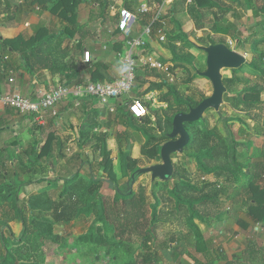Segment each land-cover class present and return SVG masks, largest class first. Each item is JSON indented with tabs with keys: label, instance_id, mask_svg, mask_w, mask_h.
I'll list each match as a JSON object with an SVG mask.
<instances>
[{
	"label": "rangeland",
	"instance_id": "1",
	"mask_svg": "<svg viewBox=\"0 0 264 264\" xmlns=\"http://www.w3.org/2000/svg\"><path fill=\"white\" fill-rule=\"evenodd\" d=\"M213 1L216 4L215 7L203 9L202 11L200 10L197 15L198 24L193 21L192 24L194 27L191 29L190 35L186 34L188 38L180 41L177 45L179 51L175 53L171 51L170 39L175 36L173 35L174 33H172L171 36L168 35L164 43L159 42L158 39L155 38L156 42L166 50L167 55L165 58L168 60L159 59L161 61H167L166 66L168 72L165 73L164 71L155 70V75L151 76V80H156L155 82L162 83L165 87L157 93H152L149 97L145 95L136 97L137 94H142L147 88L148 84H146L145 81V84L138 89L137 93H130L131 99L139 100L140 105L148 111L149 116L154 117V112L156 111L162 116L161 113L165 111L167 112V117L172 119L176 111L173 106L175 103L173 102L172 88H175V91L180 96L191 98L197 103L212 95L213 89L211 83L205 78L200 77L201 79H198L195 77L196 74L206 70V54L202 50L196 51L191 49L186 44V41L195 43V37L200 38L205 36L203 29H198V26L208 28L216 24V26L222 30L234 26L238 28L241 32V38L246 40V48L249 50L248 54H244L237 50L234 40L231 39L229 35L211 33V36L215 41L223 40L226 43L230 40L232 42L230 48L243 55L246 63L250 62L251 53L254 52L252 40H258L257 33L261 32L264 28V12L260 11L263 0ZM2 4H5V0H0L1 9L3 8ZM180 7L181 6H179V8ZM35 9L36 12H39L37 8ZM109 12L112 16V20L110 18L109 23L115 25L117 21L115 17H113L115 13L111 11V9H109ZM169 20L168 17H164V24L167 32L168 30L170 32L173 30ZM55 27H57L58 30L63 29V25H56ZM205 30L207 31V29ZM250 34L254 35L250 36ZM147 47L148 45L146 43L143 49L136 52V57H138V62L136 61L138 65L137 68L144 66V63L139 60V54H147ZM263 47L264 43L259 45V48ZM156 57L158 58L160 56L156 55ZM169 68H171L170 71ZM221 75L223 79H229L233 76V73L230 69H223ZM236 76L239 81L236 82V85L229 93H239L242 90V86L246 88L257 82V79L246 72L238 73ZM82 82L86 83L84 81ZM24 97L32 99L26 96ZM163 98H168L170 104L160 102ZM226 99L227 97L223 98L222 105L218 112L211 109L204 112L202 119L196 122L198 129L205 128L208 130H215L224 139L225 136H227V129H229L231 136L237 143L242 144V142H248V144H250L249 152L254 148H260L264 142L263 105H260V109L257 111L247 112L242 111L241 105L236 107L233 102H228ZM260 102H264V96L260 97ZM69 103H72V101ZM110 105H115L117 111L120 106H122L120 103H110ZM101 106L106 109L104 105ZM99 110L100 111L90 110L84 112L83 116L80 110L79 112L75 111L73 112L71 120H67L66 122L53 120L49 122L48 119V122L44 125H36L33 123V119L30 116H25L29 124L23 128V146L28 145V147L18 153L10 152L16 155L14 157L11 155L9 156L10 153H8V158L5 159L6 165L0 163V230H2L0 244L3 246H0V264H12V259L6 262L4 260L7 258V254H4L6 246L15 257V264H142L144 256L140 247V241L123 243L120 245L111 243L109 244L110 246L107 244L98 246L92 242L94 234H96L94 229L101 226L99 222L96 221V216L94 215H77L73 216L65 223H53L48 215H38V212L29 208V199L39 194L42 190L45 191L51 201H56L63 187V180L69 177L76 176L84 185H88L90 177L96 178L104 174L100 166L102 157L99 147L101 141L95 140V136L97 138H103L104 134H108L109 140L107 143L113 150L110 159L119 184L127 181V179L121 176L122 152L118 150V145L122 147L121 149L124 152L128 151L132 158L138 159V168L150 167L160 163L159 161L157 163L153 162L148 164L140 155V149L144 143V135L141 131L134 130L129 125L125 127L121 123V118L119 116L115 117V113L107 112L108 114H105L101 112L100 108ZM70 111H68V113ZM125 111L124 108H121V115L125 114ZM97 112L98 114H96ZM185 113H188V111ZM255 116H259L256 121L253 120ZM107 123H110L109 126H106ZM140 124L143 125V123ZM239 129L246 131L249 136L242 137V133ZM28 131H32L31 134H29ZM170 132L171 129L166 133L165 139H162L163 133L158 134L157 132H154L152 137L161 140L159 143L162 146L169 140L168 135ZM48 133L53 135L51 137L53 152H51L48 158L36 159L35 155L38 151H35L34 148H40L39 143L48 137ZM117 135L122 136L121 140H116ZM30 144L34 146L33 151L28 149ZM240 146L241 147H238L237 161L242 163L244 158L248 157L249 153H244L242 151V145ZM27 150L31 151L29 158L22 157L21 154L27 152ZM187 154V151H184L183 154H175L172 159L173 164L177 165L180 170L189 174L190 179L193 180L198 187H201L209 181L213 182L215 179H212V176L210 178L207 176L202 177L198 174L195 164L190 159L183 158ZM20 156L25 160V163H19L17 160L15 162L13 161L14 163L10 165L9 161L11 158L18 159ZM12 160L13 159H11V161ZM205 179H207V181H205ZM129 181L126 183L128 184ZM161 182L164 181L159 179L152 180L150 174H144L139 176L132 185V189L135 191H137L138 188L144 190L147 199L146 210L148 219L151 215L150 206L151 204H155L156 201L159 202V205L156 207L157 214L161 211L168 212L171 209L173 210V205L174 209L176 208L174 204L175 200L168 203L166 201L168 194H165L162 190L163 187H165V190L171 189L173 187L172 183L167 182V184L164 185ZM154 184L156 185L155 187ZM262 187H264V182L262 183ZM99 188L100 194L103 195L104 198H113L114 191L106 182L102 183ZM162 195L163 198L161 197ZM6 210L9 212L10 216H15L18 213L24 216L27 228L35 226L37 229L36 232L29 236L28 239L24 238V242L15 245V240L20 233L16 236L10 229H3L1 225L2 222H4V216L1 213ZM183 213L184 212L181 214L183 215ZM185 217L186 216L179 217L176 215L171 218L169 215L165 223H157L158 232L156 238L157 243H155V245L157 246L158 243L177 236L175 234L183 230V228L186 232V228L184 227L186 221ZM172 220L176 221L173 222ZM14 221L16 222V226H13V230L22 229L21 221L19 219H15ZM262 221H264V217L253 227L258 229L262 228V230H264V223ZM232 222V220L229 221L228 219L221 221L211 218L206 219L204 222L195 221L204 234V240H206V242H211L209 248L213 256L211 255V258H208L202 255V253H195L191 247H185L188 253L182 255L180 264H202L207 261H213L215 264H224V261H232L235 259L237 256L233 255L232 251L227 249L228 242L237 235L234 229V223ZM46 224L51 227L49 236L53 242H56L55 244L35 238V235L38 234L39 225ZM99 228L102 230V227ZM104 231L103 228V231L99 233L102 234ZM240 239L244 245L247 240H253L255 244V241L264 239V232L252 230L251 233H245L244 238L242 235ZM11 244H13V246H11ZM173 245H175V243ZM152 246L157 250L158 255H160L159 264H173L169 252L158 251V246L156 247L154 244ZM214 256H216L215 259ZM224 258L225 260H223ZM238 261L244 262L241 258L238 259ZM251 264H254V262H251Z\"/></svg>",
	"mask_w": 264,
	"mask_h": 264
},
{
	"label": "trees",
	"instance_id": "2",
	"mask_svg": "<svg viewBox=\"0 0 264 264\" xmlns=\"http://www.w3.org/2000/svg\"><path fill=\"white\" fill-rule=\"evenodd\" d=\"M152 1L158 5L162 3V0ZM124 2L125 6L128 7L127 0ZM10 3L12 4L11 0H5V5L8 7L5 10L7 13L10 11ZM47 3H52L49 7L51 15L67 23L63 31L75 32L82 29L76 24V11L81 5L82 0H20V2L12 5V13L18 15L25 9L29 10L34 5L39 9H47ZM215 5L213 0H189L187 11L194 22L198 24L197 15L200 10L210 9L215 7ZM128 9L130 8L128 7ZM103 10H107V8H103ZM260 11L264 12V0ZM150 15L149 12L138 15V21L143 27L151 21L152 16L150 17ZM208 28L198 26V29H203L205 36L200 38L195 37V43L186 41V44L196 51L201 50L200 47H206L209 44H224L229 47L223 40L215 41L211 36V33L224 34L229 35V37L234 40L237 50L244 54L249 53V50L246 48V40L241 38V32L235 26L222 30L216 26V24H213ZM205 29H207V31ZM187 35L181 32L170 39L172 52L175 53L179 51L176 43L187 39ZM253 35L254 34H250V36ZM61 37L62 34L55 37L56 40L53 46L51 43L52 37H50L49 39L41 40L35 44L36 46L34 45L35 47H30L28 50L30 53L26 56L27 59L39 60L43 58L44 61H46L48 57L50 59L54 56L53 61L55 62L53 63L52 72H63L65 68L56 63L58 55L66 54L65 50H67L66 47L60 49ZM257 39L258 40H252L254 52L251 53L250 62L238 69H233V76L231 78L222 79V83L226 88L223 98L227 97L226 101L233 102L236 107L241 105L242 111L247 112L259 110L260 105H263L262 111H264V102H260V97L264 96V47L259 48V45L264 43V28L261 32L257 33ZM3 43L4 46H8L13 51L23 45L21 37L14 38L10 41H4ZM3 48L6 49L5 47ZM50 49L51 51L48 53ZM53 49L54 52H52ZM59 49L60 52H58ZM162 62L166 63L167 61L162 60ZM68 64L69 63H67V65ZM147 69L148 68L145 66L136 69L135 86L131 89L132 93H137L139 87L145 83L144 76L151 77L155 75L154 70ZM170 69L171 68H169V71ZM241 72H246L253 76L257 79V82L246 88L242 86V90L239 93H229L236 85V82L239 81L236 74ZM195 77L201 79L198 74H196ZM92 79L95 78L92 76ZM60 84L75 85L79 83L76 81L69 82V80H62ZM164 87L165 85L162 83H152L144 93L156 90L160 91ZM137 96L139 97L138 94ZM172 97L175 103L173 106L176 110L174 115L177 113H185L198 105L193 99L180 96L175 91V88H172ZM160 102L170 104L168 98H163ZM121 108L126 110L123 115L120 113ZM161 114L162 116L156 111L154 112V117H151L147 112L141 119H136L128 113L125 106H120L118 111H115V117L119 116L122 121L121 123L125 127L129 125L134 130L143 133L144 143L141 146L140 155L148 164L160 161L161 144L159 142L161 140L152 137V134L154 132L158 134L163 133L162 139H165L166 133L172 127L171 122L174 115L171 119L167 117V112L164 111ZM257 118H259V116H255L253 120L256 121ZM140 123H143V125ZM109 124L110 123H107L106 126H109ZM184 128L190 134L191 140L184 149L188 154L183 158L190 159L195 164L199 175L202 177L207 176L208 178L212 176V179L214 178L215 180L213 182L208 180V183L198 187L193 180L190 179L189 174L180 170L177 165L173 164L174 171L170 181L161 182L164 185H166L167 182L173 185V187L168 190H165V187L162 188L163 192L168 194L166 199L168 203L175 200L174 204L176 208L174 209L173 205L172 211H161L157 214L156 207L159 205V202L156 201L155 204H151V215L149 219L147 218V199L144 190L142 188H138L137 191L133 189L130 190L126 183L129 181L130 176L139 169L138 159L132 158L128 151L124 152L121 149L122 147L118 145V150L122 152L121 176L127 179V181L119 184L110 159L113 150L107 143L109 140L108 134H104L103 138H97L95 136V140L101 141L99 148L102 157L100 166L104 173L102 176L96 178L90 177L88 185H84L76 176L69 177L63 180V187L56 201H51L45 191L42 190L39 194L29 199V208L38 212V215H48L53 223H65L73 216L77 215H94L96 216V221L101 225L99 227H102V230L99 227L94 229L96 234H94L92 242L98 246L102 244L110 246L109 244L111 243L120 245L123 243L140 241V247L144 256L142 264L160 263V255H158L157 250L152 246L153 244L156 246L155 243H157V225L159 223H165L169 215L171 218L176 215L179 217L186 216L184 224L186 232L183 228V230L175 234L177 236L158 243V251L169 252L173 264H180L182 255L188 253L185 247H191L195 253H202V255L211 258L212 252L209 248L211 242H206V240H204V234L195 221L204 222L206 219L211 218L221 221L231 219L233 222L238 223L239 215L242 213L253 223L257 224L264 217V187H262V183L264 182V142L260 148H254L249 152L250 144H248V142H242V144L237 143L231 136L229 129H227V136H225L224 139L215 130H208L205 128L198 129L196 123L185 124ZM239 131H241L242 137L249 136L246 131L240 129ZM52 136L53 135H49L46 138L44 144L35 155L36 159L48 158L51 152H53L51 146ZM121 138L122 136L117 135L116 140L119 141ZM240 145H242V151L244 153H249L248 157L244 158L242 163L237 161L238 147H241ZM29 153L30 151H27L21 155L22 157H27ZM174 155L171 156L172 159ZM21 159L20 156L17 162L21 163ZM205 181H207V179H205ZM104 182L114 191L112 199L104 198V196L100 194L99 187ZM155 186L154 184V187ZM154 197L156 196L154 195ZM161 197L163 198V195ZM182 212H184L183 215L181 214ZM1 214L4 216V222L1 224L3 229L6 228L7 223L15 219H19L22 223L20 235L15 240L16 245L17 243L24 242L25 239H28L29 236L33 235L37 230L35 226L27 228L25 217L19 215V213L15 216H10L9 212L6 210ZM172 221L175 222L176 220ZM242 226L245 227L244 224H242ZM38 228V234L35 235L37 240H46L45 242L51 244L56 243L53 242L49 236L51 231L49 225H39ZM103 228L105 231L100 234L99 232L103 231ZM174 243L175 245H173ZM5 253H7V258H3L5 262L12 259V264H15V257L12 253L9 250H6ZM242 261L244 262L237 263L251 264V262H254V264H264V247L257 248L252 243H249L246 251L242 254ZM202 264L215 263L213 261H207Z\"/></svg>",
	"mask_w": 264,
	"mask_h": 264
},
{
	"label": "crops",
	"instance_id": "3",
	"mask_svg": "<svg viewBox=\"0 0 264 264\" xmlns=\"http://www.w3.org/2000/svg\"><path fill=\"white\" fill-rule=\"evenodd\" d=\"M124 1L125 0H82L81 5L76 11V24L82 29L75 32L63 31L64 26H66L67 23L54 15H51L49 7L52 3L46 4L47 9H39L34 5L29 10L25 9L18 15L12 13V5L20 2V0H11L12 4L10 3L11 7L8 13L5 12L8 7H6L5 4H2V9L0 6V95L20 93L23 96L32 98L31 100H36L50 87L60 84L62 80H69V82L76 81L78 83H83L82 81L116 80L121 74V58L126 42L131 38L137 37L143 28V25L138 21L139 14L137 0H127V6L130 9L125 6ZM143 1L150 7V17L153 16V14H159L160 23L155 24V26H162L165 39L166 37L168 38V35L171 36L172 33H174L173 35L175 36L181 32L190 35V31H192L191 29L194 27L192 24L194 20L187 11L189 0H162L160 5L152 0ZM179 6L181 7L179 8ZM111 7H114V9H111ZM35 8H37L39 12H36ZM103 8H107V10H103ZM109 9L115 13L113 14V17H116L115 19L117 20L115 25L109 23V19L112 17ZM118 10L125 11L126 13L135 16L136 21L132 25L130 23L124 26L121 24V15ZM163 16L170 19L169 21L173 27L171 32L169 30L167 32ZM56 25H63V29L58 30L57 27H55ZM60 34H62L60 49L66 47L67 50H65L66 54L58 55L56 63L65 68L63 72H52L53 63L55 62L53 61L54 56L50 59L48 57L46 61H44L43 58L39 60L27 59L26 56L30 53L28 51L30 47H35V44L41 40L49 39L50 37H52L51 43L53 46L56 40L55 37ZM17 37L22 38L23 45L15 51L8 46H4V41H10ZM155 38L157 37L153 31L147 41L148 53L139 54V60L143 63L152 59L163 63L160 59H167L165 58L167 55L165 48L158 44ZM178 44L179 43L177 42L176 45ZM60 49L58 52H60ZM83 50H88L91 54L89 64H84L82 62ZM50 51L51 49L48 53H50ZM52 52H54V49ZM156 55H159L160 57L157 58ZM67 63L69 64L67 65ZM163 64L167 65V63ZM92 76L95 79H92ZM10 79L13 80L11 83L9 82ZM151 79V77L144 76V80L146 81V84H148L147 88L152 83H158L155 82L156 80L154 81ZM140 88L141 86L139 89ZM144 92L145 91H143L142 94L139 93V97H142V95L149 97L152 93H157L158 91ZM71 101L72 103L66 101L60 104L57 107L58 118H50L49 122L53 120L66 122L67 120H71L73 112H79V110L82 116L84 112L90 110L100 111L99 108L102 113L108 114L107 110L96 100H81L77 106L74 104L73 100ZM110 103L119 104V102L116 101H110ZM68 111L70 112L68 113ZM28 122L27 117L20 115L16 110L0 105V163L3 165H6L5 159L8 158V153H18L28 147V145L23 146V128L26 127V125L28 126ZM31 132L32 131H28L29 134H31ZM51 133H48V136L51 135ZM45 140L46 139L39 143L40 147L44 144ZM33 148L34 146L30 144L28 149L33 151ZM39 149H37V147L36 149L34 148L35 151H39ZM31 151L29 155L31 154ZM10 155L12 157L16 156L12 153H10L9 156ZM27 158H29V156H27ZM11 159L13 160L11 161ZM11 159L9 161L10 165L18 160L17 158ZM21 161L22 163H25V160L21 159ZM228 220L231 221V219ZM262 222L264 223V221ZM232 223H234V229L235 232H237V235L228 242L227 249L232 251L233 255L237 256L238 259H242V254L246 251L249 243H252L257 248L264 247V239L255 241V244L253 243V240H247L245 245L242 244L240 238H242V235L244 238L245 233H251L252 230L264 232L262 228L258 229L253 227L256 224L245 214L241 213L239 215L238 223ZM242 224H244L245 227H243ZM13 226H16L14 220L6 224V229H10V231L15 233L16 236L19 235L21 228L19 230H13ZM0 233L2 234V230H0ZM0 246L2 245L0 244ZM11 246H13V244H11ZM6 250H9L7 246L5 247V251ZM237 257L232 261H224V264L242 263L238 261ZM215 258L216 256H214V259ZM223 260H225V258Z\"/></svg>",
	"mask_w": 264,
	"mask_h": 264
},
{
	"label": "built area",
	"instance_id": "4",
	"mask_svg": "<svg viewBox=\"0 0 264 264\" xmlns=\"http://www.w3.org/2000/svg\"><path fill=\"white\" fill-rule=\"evenodd\" d=\"M137 3L138 14L150 11V7L143 0H137ZM111 9H114V7H111ZM118 12L121 15V24L124 26L130 23L132 25L136 21L135 16L125 11L118 10ZM158 23H160L159 14H153L151 21L141 29L140 34L126 42L121 58V74L116 80L90 81L75 85L57 84L50 87L36 100L25 98L19 93L0 95V105L12 108L21 115L30 116L36 125H44L48 119L57 117V107L63 102L73 100L75 105H78L79 101L87 99H95L101 105H104L107 112L110 113L116 111L115 105H109L110 101L119 102L122 106H125L131 116L141 119L148 111L140 105L139 100L130 97L131 89L135 83V71L138 66L136 51L145 47L153 31L159 42H165L162 26H155ZM226 43L229 47L232 45L230 40ZM90 60V52L84 50L82 52V62L89 64ZM144 65L152 70L168 72L165 64L154 59L146 61ZM12 81V79L9 80L10 83Z\"/></svg>",
	"mask_w": 264,
	"mask_h": 264
},
{
	"label": "water",
	"instance_id": "5",
	"mask_svg": "<svg viewBox=\"0 0 264 264\" xmlns=\"http://www.w3.org/2000/svg\"><path fill=\"white\" fill-rule=\"evenodd\" d=\"M200 49L206 54V70L198 73V75L211 83L212 95L203 99L195 108L190 109L188 113H177L174 115L171 122V132L168 135L169 140L160 148V163L136 170L130 176L128 189L131 190L135 180L144 174H150L152 180L168 181L171 179L174 171L171 156L183 154L185 147L191 140V136L184 128V125L200 121L207 110L211 109L218 112L223 102V95L226 92V88L222 83L221 71L223 69H238L246 64L243 55L224 44H209L206 47H200Z\"/></svg>",
	"mask_w": 264,
	"mask_h": 264
}]
</instances>
